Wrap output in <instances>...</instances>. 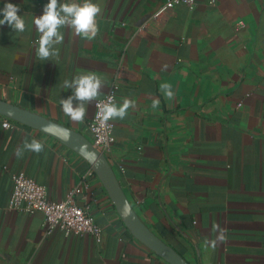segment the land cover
<instances>
[{"label":"crops","instance_id":"obj_1","mask_svg":"<svg viewBox=\"0 0 264 264\" xmlns=\"http://www.w3.org/2000/svg\"><path fill=\"white\" fill-rule=\"evenodd\" d=\"M165 1L92 0L102 9L97 36L89 41L62 27L58 57L41 60L33 21L48 0H0V9L19 5L26 21L23 32L0 26V99L93 142L95 102L126 64L116 105L130 99L135 107L115 119L108 159L140 218L190 264H264V0L179 4L159 34L137 36V27ZM71 2L83 0H61ZM89 72L105 87L76 122L62 111L60 100L72 95L64 82ZM163 83L172 86L173 99ZM154 100L159 107H152ZM6 120L11 128L3 126ZM32 138L44 150L17 156ZM19 171L45 185L51 201L80 188L73 199L100 224L102 242L47 232L42 212L9 209ZM217 223L227 229V241L213 248L205 240L215 239ZM0 264L171 263L133 235L81 155L0 114Z\"/></svg>","mask_w":264,"mask_h":264},{"label":"clouds","instance_id":"obj_2","mask_svg":"<svg viewBox=\"0 0 264 264\" xmlns=\"http://www.w3.org/2000/svg\"><path fill=\"white\" fill-rule=\"evenodd\" d=\"M20 6L12 3H5L0 9V26L7 24L13 31L23 32L26 28V21L23 16L18 15ZM101 7L93 3L92 0H83V3H61V0H48L43 8V14L34 17L36 30L41 34L38 42L37 55L41 60H48L51 57H58V49L55 45L63 42V34L60 32L62 27L75 29L77 35L83 36L86 40H93L98 32L99 26L97 17L101 13ZM168 65H162V70L166 71ZM64 87L72 90V95L66 99H61L62 111L76 122L85 119L87 108L86 104L96 100L105 87L102 79L94 72L78 75L71 82L65 81ZM161 89L165 96L171 100L175 93L172 86L168 83L161 84ZM113 96L109 95L108 102L97 104L98 115L101 123H107L116 118L123 119L129 108L135 107V102L130 99H124L119 107L112 102ZM153 108L159 107V100H154ZM25 150L40 153L44 150V145L37 139H27L24 144L17 149L16 155L20 156ZM213 231L217 233L215 239L205 240V244H210L216 248L227 241V229L221 227L218 223L213 225Z\"/></svg>","mask_w":264,"mask_h":264},{"label":"built area","instance_id":"obj_3","mask_svg":"<svg viewBox=\"0 0 264 264\" xmlns=\"http://www.w3.org/2000/svg\"><path fill=\"white\" fill-rule=\"evenodd\" d=\"M196 0H166L158 7L146 20L136 29L137 36H143L148 32L159 34L166 21L174 14L175 7L179 4L192 5ZM214 0H211L213 2ZM239 25L242 22H238ZM128 66L121 63L114 73L113 80L105 93L95 102V112L89 123V129L93 135V143L96 148L103 152L108 158L112 152L116 141L115 119L107 123H101L98 115L97 104L108 102L109 95L113 96L112 102L116 104L118 91L127 74ZM241 104H238L240 106ZM5 128H11V121L3 122ZM12 191L8 201V208L20 210L29 214L42 212L44 214V224L47 232L61 229L67 236L70 235H90L98 243L102 242L103 230L89 211L78 205L73 199V194L81 191L74 189L68 197L61 201H51L48 199L47 188L39 183L25 171L16 172L13 175Z\"/></svg>","mask_w":264,"mask_h":264},{"label":"water","instance_id":"obj_4","mask_svg":"<svg viewBox=\"0 0 264 264\" xmlns=\"http://www.w3.org/2000/svg\"><path fill=\"white\" fill-rule=\"evenodd\" d=\"M0 114L57 138L81 155L104 184L118 213L133 235L171 264H190L144 223L124 192L109 159L88 137L6 100L0 99Z\"/></svg>","mask_w":264,"mask_h":264}]
</instances>
